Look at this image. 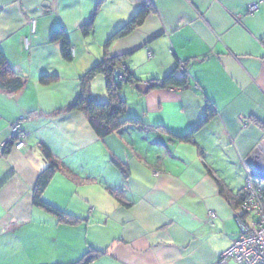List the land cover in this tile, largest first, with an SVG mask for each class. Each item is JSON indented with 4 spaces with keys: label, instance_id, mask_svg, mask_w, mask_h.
<instances>
[{
    "label": "crops",
    "instance_id": "crops-1",
    "mask_svg": "<svg viewBox=\"0 0 264 264\" xmlns=\"http://www.w3.org/2000/svg\"><path fill=\"white\" fill-rule=\"evenodd\" d=\"M143 4L152 9L144 22L108 43ZM56 28L71 61L50 42ZM0 49L22 81L0 90V264H74L88 252L97 254L89 264H218L238 232L226 195L242 190L249 161L264 160V0H0ZM104 56L121 58L118 77L185 74L189 89L125 87L126 117L137 123L98 138L83 113L65 109ZM100 76L89 87L95 102L107 99ZM22 117L31 121L16 150L9 127ZM43 147L62 170L42 199L74 224L33 205Z\"/></svg>",
    "mask_w": 264,
    "mask_h": 264
},
{
    "label": "trees",
    "instance_id": "trees-1",
    "mask_svg": "<svg viewBox=\"0 0 264 264\" xmlns=\"http://www.w3.org/2000/svg\"><path fill=\"white\" fill-rule=\"evenodd\" d=\"M151 10L152 9L149 5H141L133 18L115 31L108 43L130 34L144 22ZM93 19L94 15L88 20V22L80 27L81 33L84 36H87L88 33L92 31ZM50 42L59 43L62 58L66 61H71V45L69 38L63 29H54L50 34ZM121 63L122 60L120 57L104 56V58L99 63L91 67L81 77V94L73 104L65 109V112L77 111L83 113L86 116L91 129L98 138H105L109 135L120 132L127 126L137 123L136 121L126 117L127 103L122 97V93L125 87H134L139 81L128 73H123L121 77H118L116 69L121 65ZM98 75H101L104 78L107 96L105 102H95L90 98V82ZM53 79V77L42 76L40 78V82L46 84ZM151 84L152 89H184L188 86V81L185 74L183 77L178 78L174 73H170L162 80L151 81ZM21 87L22 81L9 67L6 58L0 49V90L14 93L20 90ZM212 115V108L210 105H206L205 122L209 121ZM191 134L192 133L188 134L184 138L179 139L181 141L187 142L190 140ZM41 153L47 166L37 179L36 186L33 191V205L36 208H39L46 213L55 216L59 222L74 224L76 222L74 217L64 214L42 199V194L49 185L54 174L61 171L62 167L58 161L54 159L48 148L43 147ZM113 164L123 177L127 176V170L122 165L115 161H113ZM219 187L223 195L228 193L223 185L219 184ZM240 192L237 196L233 197L226 195V198L230 201L234 208L236 207V209H238L240 202ZM111 194L119 204L124 205L122 193L120 191H111ZM96 257V252H88L82 257L80 261L74 264H89Z\"/></svg>",
    "mask_w": 264,
    "mask_h": 264
},
{
    "label": "built area",
    "instance_id": "built-area-1",
    "mask_svg": "<svg viewBox=\"0 0 264 264\" xmlns=\"http://www.w3.org/2000/svg\"><path fill=\"white\" fill-rule=\"evenodd\" d=\"M258 5L249 6V13L257 10ZM34 21H30L31 32H34ZM25 49L29 47V40L24 42ZM72 54V52H71ZM180 70L184 72L181 65ZM29 117L19 118L10 126V139L14 149L19 150L24 145V135L20 128L30 122ZM255 164L264 172V160L255 161ZM259 172L250 170L244 187L240 192L238 212L235 217L238 228L237 236L218 259V264H264V177ZM263 183V184H262ZM211 218L213 214L209 215Z\"/></svg>",
    "mask_w": 264,
    "mask_h": 264
},
{
    "label": "water",
    "instance_id": "water-1",
    "mask_svg": "<svg viewBox=\"0 0 264 264\" xmlns=\"http://www.w3.org/2000/svg\"><path fill=\"white\" fill-rule=\"evenodd\" d=\"M184 72H186V71H184ZM151 87H152L151 83H141V82L140 83L138 82V84H136L134 86L136 91L138 93H140L141 95H145L151 89ZM184 89H189V86L185 87ZM249 163L251 164L252 170H254V172H259L261 174V175H258V176L264 177V172L260 169L259 166H257L255 164L254 161H249Z\"/></svg>",
    "mask_w": 264,
    "mask_h": 264
},
{
    "label": "rangeland",
    "instance_id": "rangeland-1",
    "mask_svg": "<svg viewBox=\"0 0 264 264\" xmlns=\"http://www.w3.org/2000/svg\"><path fill=\"white\" fill-rule=\"evenodd\" d=\"M100 77H102V76H100ZM102 79V78H101ZM100 81V80H99ZM102 82H101V84L103 83V80H101ZM96 84V83H95ZM100 87H101V89L103 88V87H105L104 86V84L103 85H101L100 86V83H99V89H100ZM96 88H98V85H97V87ZM25 125V124H24ZM23 125V126H24ZM23 126L20 128V130H21V132H22V135H24V138L26 139V135H25V133L23 132ZM11 127V126H10ZM10 127H9V130H10ZM9 139H10V137H9ZM25 139H24V142H25ZM10 142V141H9ZM11 143V142H10ZM24 146V145H23ZM23 148V147H22ZM21 148V149H22ZM21 149H19V150H21Z\"/></svg>",
    "mask_w": 264,
    "mask_h": 264
}]
</instances>
